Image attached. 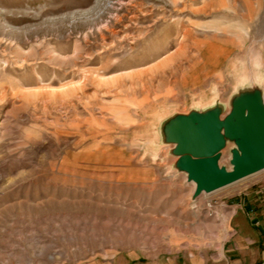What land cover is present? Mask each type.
I'll use <instances>...</instances> for the list:
<instances>
[{"label": "rangeland", "instance_id": "1", "mask_svg": "<svg viewBox=\"0 0 264 264\" xmlns=\"http://www.w3.org/2000/svg\"><path fill=\"white\" fill-rule=\"evenodd\" d=\"M250 104L264 0H0V264L217 255L264 169L195 193L178 129Z\"/></svg>", "mask_w": 264, "mask_h": 264}, {"label": "water", "instance_id": "2", "mask_svg": "<svg viewBox=\"0 0 264 264\" xmlns=\"http://www.w3.org/2000/svg\"><path fill=\"white\" fill-rule=\"evenodd\" d=\"M179 148L187 178L195 184V193L212 191L264 169V114L255 104L235 109L225 121L223 135L233 138L230 169L218 166V150L223 145L220 122L204 118L199 122L183 120L179 125Z\"/></svg>", "mask_w": 264, "mask_h": 264}, {"label": "crops", "instance_id": "3", "mask_svg": "<svg viewBox=\"0 0 264 264\" xmlns=\"http://www.w3.org/2000/svg\"><path fill=\"white\" fill-rule=\"evenodd\" d=\"M242 199L244 208L228 213L226 230L228 227L232 232L227 237L223 236L215 256L177 251L143 260H137L135 256L128 254L116 256L109 261H87L82 264H252L260 254L259 243L261 234L264 233V202L256 204L248 198ZM249 210L251 212L247 214ZM238 213L241 216L240 220L236 221ZM252 227L258 231H252Z\"/></svg>", "mask_w": 264, "mask_h": 264}, {"label": "built area", "instance_id": "4", "mask_svg": "<svg viewBox=\"0 0 264 264\" xmlns=\"http://www.w3.org/2000/svg\"><path fill=\"white\" fill-rule=\"evenodd\" d=\"M256 193H259L256 191ZM241 204H243V199L241 200ZM251 210L247 211L246 213L249 214ZM258 223V221H256ZM260 254L259 257L253 262L252 264H264V233L261 234V239H260Z\"/></svg>", "mask_w": 264, "mask_h": 264}, {"label": "bare ground", "instance_id": "5", "mask_svg": "<svg viewBox=\"0 0 264 264\" xmlns=\"http://www.w3.org/2000/svg\"><path fill=\"white\" fill-rule=\"evenodd\" d=\"M254 102H255V101H254ZM263 108H264V107H263ZM193 116H194V114H193ZM213 116H214V115H213ZM196 119H197V118H196ZM196 119H195V120H196ZM222 132H223V131H222ZM222 132L220 131L221 135H222V136H225V135H223ZM223 142H225V141H224V137H223ZM221 148H222V147H221ZM230 154H231V153H230ZM218 166H219V165H218ZM228 167H229V166H228ZM230 168H231V165H230ZM230 168H229V169H230ZM192 183L194 184V182H192ZM228 185H229V184H228ZM233 185H234V184H233ZM194 186H195V185H194Z\"/></svg>", "mask_w": 264, "mask_h": 264}]
</instances>
